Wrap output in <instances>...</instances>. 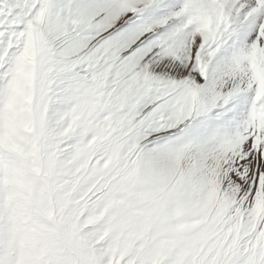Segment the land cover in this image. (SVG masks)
<instances>
[{"label":"snow or ice","instance_id":"snow-or-ice-1","mask_svg":"<svg viewBox=\"0 0 264 264\" xmlns=\"http://www.w3.org/2000/svg\"><path fill=\"white\" fill-rule=\"evenodd\" d=\"M0 264H264V0H0Z\"/></svg>","mask_w":264,"mask_h":264}]
</instances>
